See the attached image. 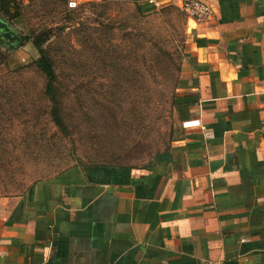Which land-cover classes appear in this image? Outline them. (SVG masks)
<instances>
[{
	"label": "crops",
	"instance_id": "obj_1",
	"mask_svg": "<svg viewBox=\"0 0 264 264\" xmlns=\"http://www.w3.org/2000/svg\"><path fill=\"white\" fill-rule=\"evenodd\" d=\"M202 1L213 15L187 17L175 93L195 103L174 111L212 136L181 130L146 168L70 167L0 197V264H264V0Z\"/></svg>",
	"mask_w": 264,
	"mask_h": 264
},
{
	"label": "rangeland",
	"instance_id": "obj_2",
	"mask_svg": "<svg viewBox=\"0 0 264 264\" xmlns=\"http://www.w3.org/2000/svg\"><path fill=\"white\" fill-rule=\"evenodd\" d=\"M108 4V5H107ZM0 19L20 39L50 31L66 134L50 116L31 44L0 41V197L27 192L70 167L146 168L184 130L172 108L187 15L174 6L138 13L135 0H20ZM187 120V119H186Z\"/></svg>",
	"mask_w": 264,
	"mask_h": 264
},
{
	"label": "trees",
	"instance_id": "obj_3",
	"mask_svg": "<svg viewBox=\"0 0 264 264\" xmlns=\"http://www.w3.org/2000/svg\"><path fill=\"white\" fill-rule=\"evenodd\" d=\"M106 1V0H105ZM138 13H143V9L148 11L152 10L153 7H147L140 5L135 1ZM65 5V0H64ZM108 5V4H107ZM21 11L20 0H0V14L5 18L12 20L16 18ZM21 40L19 46L31 44L34 50L37 52V57L32 61L36 68L45 77V85L43 90L44 97L50 102V116L56 127L59 128L63 133L66 134V127L61 114V106L58 97V87L56 86L57 77L54 72V68L51 59L48 57L45 49L46 43L50 40V31L42 32L33 38L24 37ZM0 58H4L3 54L0 53ZM195 101L191 100L190 97H176L175 94L172 97V108L177 112L179 118L182 111L186 110L189 105L194 104ZM165 153H161L157 159L159 161L163 158Z\"/></svg>",
	"mask_w": 264,
	"mask_h": 264
},
{
	"label": "built area",
	"instance_id": "obj_4",
	"mask_svg": "<svg viewBox=\"0 0 264 264\" xmlns=\"http://www.w3.org/2000/svg\"><path fill=\"white\" fill-rule=\"evenodd\" d=\"M82 0H65V7L67 10L72 11L77 9ZM147 4L151 7L158 9L162 5L158 0H147ZM182 10L189 19L195 21L207 20L213 15L212 8L202 0H183L180 5ZM181 126L184 130L200 129L203 136L207 139L210 138L211 132L208 131L199 119H187L181 122ZM201 264H226L221 260L208 261L202 260Z\"/></svg>",
	"mask_w": 264,
	"mask_h": 264
},
{
	"label": "water",
	"instance_id": "obj_5",
	"mask_svg": "<svg viewBox=\"0 0 264 264\" xmlns=\"http://www.w3.org/2000/svg\"><path fill=\"white\" fill-rule=\"evenodd\" d=\"M7 40L10 42H16L18 45L21 44V40L18 36H16L8 27L6 23H4L0 19V41Z\"/></svg>",
	"mask_w": 264,
	"mask_h": 264
}]
</instances>
